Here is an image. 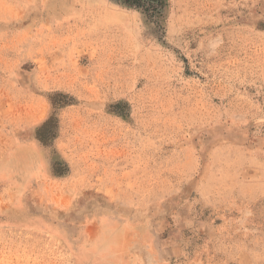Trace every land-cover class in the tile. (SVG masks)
Listing matches in <instances>:
<instances>
[{
	"label": "rangeland",
	"instance_id": "1",
	"mask_svg": "<svg viewBox=\"0 0 264 264\" xmlns=\"http://www.w3.org/2000/svg\"><path fill=\"white\" fill-rule=\"evenodd\" d=\"M0 264H264V0H0Z\"/></svg>",
	"mask_w": 264,
	"mask_h": 264
},
{
	"label": "trees",
	"instance_id": "2",
	"mask_svg": "<svg viewBox=\"0 0 264 264\" xmlns=\"http://www.w3.org/2000/svg\"><path fill=\"white\" fill-rule=\"evenodd\" d=\"M124 3L142 9L154 16L158 13L160 7L163 6V0H121Z\"/></svg>",
	"mask_w": 264,
	"mask_h": 264
}]
</instances>
